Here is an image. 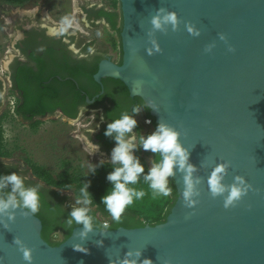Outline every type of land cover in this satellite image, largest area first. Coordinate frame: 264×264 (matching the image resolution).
Masks as SVG:
<instances>
[{"label":"water","instance_id":"water-1","mask_svg":"<svg viewBox=\"0 0 264 264\" xmlns=\"http://www.w3.org/2000/svg\"><path fill=\"white\" fill-rule=\"evenodd\" d=\"M120 4L123 63L101 68L97 79L107 72L121 78L156 123L178 130L199 180L195 205L185 206L184 173L174 169L178 196L165 221L77 226L57 245L43 238L37 215L9 209L0 213V264H27L16 239L31 250V264H122L126 252L136 264L144 257L152 264H264V0ZM168 12L177 17L175 30L153 28L151 19ZM218 164L226 166V185L242 176L252 186L229 208L208 191ZM78 244L88 251L74 250Z\"/></svg>","mask_w":264,"mask_h":264},{"label":"flooded vegetation","instance_id":"flooded-vegetation-1","mask_svg":"<svg viewBox=\"0 0 264 264\" xmlns=\"http://www.w3.org/2000/svg\"><path fill=\"white\" fill-rule=\"evenodd\" d=\"M45 5H17L7 9L11 15L0 16L7 36L0 46V127L4 129L6 121L13 117L31 127L44 120L61 126L77 123L85 127L89 140L99 145L94 154L111 162L115 142L113 137L104 135L111 120L121 114L134 115L137 125L133 131L137 136L147 135L157 125L143 98L133 94L121 78L107 72L97 79L101 68L123 63L122 11H117L113 0H70L61 22L51 15V5ZM23 7L38 9L33 14L15 10ZM134 106L138 109L135 114ZM91 116L93 120L82 123ZM82 149L87 151L84 146ZM148 152L137 144L135 155ZM71 153L83 152L74 149ZM25 166L13 157L0 155V174L15 171L26 177V187L37 188L42 230L45 223L52 236L48 242H62L75 227L82 226L75 222L67 224L70 211L76 207L69 202L68 189L47 184ZM8 192L10 186L0 190L3 195ZM86 209L92 227H100V222L111 229L125 227L116 225L112 218L102 221L101 213L93 207Z\"/></svg>","mask_w":264,"mask_h":264},{"label":"clouds","instance_id":"clouds-1","mask_svg":"<svg viewBox=\"0 0 264 264\" xmlns=\"http://www.w3.org/2000/svg\"><path fill=\"white\" fill-rule=\"evenodd\" d=\"M162 24L170 25L175 30L177 25L176 15L168 12L162 16H154L151 19L152 27L157 30L161 28ZM188 32L192 34V29L188 28ZM220 38L224 39V35H221ZM157 50L159 49L157 48ZM232 50V47H229V51ZM137 111L138 109L134 106L132 113L135 114ZM136 125L137 121L134 115L128 114H121L106 125L104 135L113 137L115 142L110 153L111 163L114 167L106 174V180L110 182L111 187L101 197L100 203L105 206L112 220L119 223L125 208L132 205L134 199L139 200L144 195L142 190H137L135 187L130 186H135L142 176L154 195L168 197L172 191L168 186V178L174 174L175 169L184 173L182 197L185 206L193 208L195 205L193 198L197 195L195 186L199 183V180L193 179L192 173L195 167L189 163L190 153L181 143L178 130L169 124L158 122L155 129L150 133L137 136V133L133 131ZM90 131L92 132L93 130ZM137 144L144 151H151L157 154V159L152 163L147 173L144 172V166L135 155ZM98 148L99 145L88 141L87 150L89 153L98 150ZM90 170L94 171V168H90ZM225 174L226 166L218 164L209 173L206 183L210 195L212 197H222L224 208H229L247 194L252 186L246 183L242 176H235L233 182L226 185L223 182ZM25 179V176L19 175L15 171L0 174V190L10 186V192L0 199V213L7 212L9 209H16L17 207L26 210L32 215L38 212L39 194L37 188L26 187ZM81 200L84 205L92 202L87 183L80 188V196L77 199V203H80ZM86 213V208L73 207L69 213L70 219L67 224L71 225L75 222V224L82 225L85 231H90L92 224ZM103 227L107 228L108 225ZM81 235L83 236L84 233L82 232ZM15 243L19 246L23 259L27 264H31V250L24 246L19 239H16ZM72 247L77 251H88L83 245L78 244ZM136 255L139 256L140 253L137 252ZM131 256V252H126L122 264H136L135 259H129ZM140 264H152V260L149 257H144Z\"/></svg>","mask_w":264,"mask_h":264},{"label":"rangeland","instance_id":"rangeland-1","mask_svg":"<svg viewBox=\"0 0 264 264\" xmlns=\"http://www.w3.org/2000/svg\"><path fill=\"white\" fill-rule=\"evenodd\" d=\"M114 6L119 12L121 10L120 0H113ZM28 3H35L41 5L46 3L45 6L51 5V15L57 20L62 22L65 11L69 10L70 0H31ZM26 3V5L28 4ZM49 3V4H48ZM15 6L9 4H3L0 2V16L1 14L11 15L10 9ZM22 9H27L23 7ZM78 9V8H77ZM16 10V9H15ZM0 18V46L6 42L7 36L2 28ZM89 113V112H88ZM86 121L82 123L86 124L88 121L93 120V117L85 118ZM81 128L79 131L78 128ZM91 127V124L89 125ZM85 127H81L77 123L67 124L61 126L51 120H44L36 127H31L28 124L19 122L16 118H12L6 121L4 131V139L9 149L13 150L11 157L18 163H25V168L29 170V162H35L40 165H44L46 168L51 170H60L63 166L82 170V173L87 174L95 164L100 162L97 157H101L102 161H106V157L101 154H90L82 149L84 146L87 149V143L89 135L84 130ZM73 136H78L79 139ZM83 142V144H82ZM77 149L82 151V154H72L71 152ZM64 154H57L62 152ZM144 154V158L149 169L154 162L155 154ZM80 167V168H79ZM69 202L76 207L89 208L88 205H84L81 200L77 203V197L72 189H68L66 192ZM92 207V206H90ZM95 209V207H93ZM111 216L101 214L102 221H109Z\"/></svg>","mask_w":264,"mask_h":264},{"label":"trees","instance_id":"trees-1","mask_svg":"<svg viewBox=\"0 0 264 264\" xmlns=\"http://www.w3.org/2000/svg\"><path fill=\"white\" fill-rule=\"evenodd\" d=\"M31 0H0L1 3L9 5H24ZM32 127H36L33 125ZM149 153V152H148ZM13 150L7 147L4 139L3 128L0 127V155L11 157ZM139 158L141 164L144 166V172L147 173L148 168L144 158V154H136ZM157 159V154H155L154 161ZM114 165L109 161H100L95 164L92 168L94 171L90 170L89 173H82L81 169L78 167L69 168L63 166L60 170H51L46 168L44 165L37 164L35 162H29V168L32 172L40 179L45 181L47 184L60 189H72L77 197L80 196V188L87 183L88 191L91 194L92 202L89 204L95 207V210L102 215L110 216L105 206L100 203L101 197L106 193L107 189H110V182L106 180V174L112 170ZM80 168V167H79ZM168 186L171 188V194L168 197H162L154 195L152 190L148 187V184L143 180L142 176L135 186L137 190H142L144 192L143 197L139 200L133 201V204L127 206L124 212L121 214L119 224H125L127 228L141 227L145 224H158L165 221L167 215L170 212L178 194L171 177L168 178ZM3 198V194H1ZM37 215L42 221L43 218L39 212ZM45 222V221H44ZM99 229H104V225L100 222ZM96 228V227H94ZM116 228V227H114ZM71 232L68 234V236ZM42 236L48 241L52 239L51 232L49 231L47 225L42 230ZM67 236V237H68ZM52 241V240H51ZM50 241V242H51ZM60 242L50 243L52 245H57Z\"/></svg>","mask_w":264,"mask_h":264},{"label":"bare ground","instance_id":"bare-ground-1","mask_svg":"<svg viewBox=\"0 0 264 264\" xmlns=\"http://www.w3.org/2000/svg\"><path fill=\"white\" fill-rule=\"evenodd\" d=\"M37 7H38V6H37ZM37 7H36L35 9H33V10H32V9H31V10H30V9H22V8H18V9H16V10H18L21 14H33V13H35V12L37 11V9H38ZM76 8H77V7H76ZM76 8H75V9H76ZM76 10H77V9H76ZM45 14H46V13H45Z\"/></svg>","mask_w":264,"mask_h":264},{"label":"built area","instance_id":"built-area-1","mask_svg":"<svg viewBox=\"0 0 264 264\" xmlns=\"http://www.w3.org/2000/svg\"><path fill=\"white\" fill-rule=\"evenodd\" d=\"M100 161H102V159Z\"/></svg>","mask_w":264,"mask_h":264}]
</instances>
